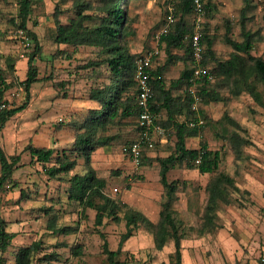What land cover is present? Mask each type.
I'll list each match as a JSON object with an SVG mask.
<instances>
[{
	"label": "rangeland",
	"instance_id": "1",
	"mask_svg": "<svg viewBox=\"0 0 264 264\" xmlns=\"http://www.w3.org/2000/svg\"><path fill=\"white\" fill-rule=\"evenodd\" d=\"M16 1L0 0V28L5 34V39L0 42L2 54L0 70L7 79L15 82L4 98L10 100V107L18 106L26 100L24 90L16 84V80L24 78L27 56L32 51L30 49L24 52L19 37H16V30L6 21L8 15L18 10ZM73 1L32 0L30 20L32 25L33 21L36 22L35 26L38 25L37 30L40 34L38 41L41 46L34 58V64L41 79L32 84L33 95L30 94L27 106L17 112L19 116L13 117L19 123L14 132L19 137L20 134L30 131L28 124L37 122L38 127H43L44 120L39 121L38 118H41L44 107L50 101L62 103L58 118L80 117L79 114L82 111L94 104L88 99V90L104 80V78L95 80L89 73L90 69L83 68L89 60L96 58V48L91 46L73 48L63 45L62 50H66L67 53H55L58 49L53 38L55 36L53 11L60 10L61 19L65 21L73 15ZM89 1L95 4L96 0ZM204 2L213 6L205 18L206 31L213 38V49L218 59H226L231 47L224 42V36L227 34L232 39L241 40L240 8L244 6V1L204 0ZM168 3V0H129L124 5L131 19L133 31L127 39L128 51L140 54L156 48L159 54L155 59V65L163 64L166 60V54L157 38V33L167 12ZM87 12L92 11L87 10ZM245 15L246 27L258 33L252 53L264 57V0H249ZM176 17L179 19V15ZM185 19L191 24V14L186 15ZM44 23H49L51 26H43ZM20 52H24L25 56L21 57ZM173 52L182 53L178 50ZM53 54L56 55L54 58ZM183 66L180 61L167 66L164 72L167 84L179 76ZM254 85L258 99L247 91L232 96L225 88H219L223 94L222 99L203 105L207 118L215 121L228 115L239 123L238 132L250 142L243 146L242 154L236 157L233 149L216 133V131L221 132L219 128L222 122H219L215 127L213 125L205 127L202 137L197 135L187 139L189 147H197L199 142L205 139L211 149L221 151L218 171L201 174L183 165H177L168 171V178L177 180L179 186L174 195L173 210H175V218L181 226H184L182 229L184 239L181 243L182 264H257L260 256H264V88L260 84ZM177 92L180 94L181 90L178 89L175 93ZM16 93L19 94L18 97L13 96ZM52 113L55 114V111ZM135 122L136 115L131 114L117 119L113 125H108L103 130L104 135L113 137L107 145L98 147L93 152L90 165L96 169L99 176L105 178V192L109 196L125 202L128 207L141 211L150 221L156 222L159 217L158 210L165 196L159 181V165L155 158L169 155L173 150L175 139L172 134L169 136L165 131V137L161 143L148 152L151 162L136 168L122 152L124 142L136 136ZM228 123L231 127L233 126L232 122ZM8 131L9 125L4 126L0 138L2 149L6 154L10 147L4 140ZM60 132L61 134L58 128L54 127L48 135L54 137V141H61L59 148L62 145L69 146L72 142L68 139L75 138L76 133L70 128H64ZM17 142V145H13V147L16 146L15 150L13 149L15 153L23 148L19 139ZM82 160L79 158L80 163ZM22 166H19L21 168L17 172L20 178L30 176L34 180L44 182L40 183L36 193H39L41 197L40 205L46 206L52 202L49 213L56 217L55 226L76 227V230L69 234L46 232L44 241L41 240V247L33 255L32 262L34 264H76L77 259H82L80 255H84V264H106L105 254L100 251L101 244L103 240H106L110 249L117 248L120 234L125 229L124 221L117 222L105 218L102 226H95L94 212L89 209L87 212L85 210V213L80 212L81 209L77 203L69 200L66 191H63L67 187L63 180L48 178L47 174L43 173L41 165L38 168L32 167L30 174L24 172L28 166ZM81 169V164L75 168L78 171ZM218 172L231 176L235 187L226 186L225 198L229 200V203L219 201L211 215L216 228L213 229L209 225L201 228L208 197L205 186ZM184 179L185 183H182ZM56 184L63 190L54 194ZM44 191L46 195L49 192L53 194L52 199L46 197L43 200ZM124 209L125 207H122L120 211L123 212ZM50 218L48 217L47 220ZM98 230L104 232V238L99 235ZM140 233L143 237L137 236ZM135 234L130 238L131 244L138 245L137 240L142 238L143 245L140 249H134L137 258H134L129 251L125 254L129 264H170V261L174 259L173 241L170 239L162 249H157L152 232L145 222L140 224ZM62 243H65L66 247L61 246ZM73 244L81 246L80 255L71 254L70 246ZM119 257L121 258L120 255Z\"/></svg>",
	"mask_w": 264,
	"mask_h": 264
},
{
	"label": "trees",
	"instance_id": "2",
	"mask_svg": "<svg viewBox=\"0 0 264 264\" xmlns=\"http://www.w3.org/2000/svg\"><path fill=\"white\" fill-rule=\"evenodd\" d=\"M129 0H96L95 4L89 0H74L73 15L67 20L61 19L60 10L53 11L55 25L54 42L57 44L56 54L67 53L61 46L73 48L79 46H91L96 48V58L89 60L83 68H89V73L95 80H104L93 85L88 90V99L93 105L82 111L79 116L73 119H63L59 125H67L76 133L74 141L67 147L55 146H36L32 141L24 147L31 155V163H39L43 168V173L48 178L63 180L67 184V197L80 207V212L85 213L89 210L94 212L95 226H102L105 218L114 221H124L125 229L120 234L117 248L110 249L108 242L103 240L100 250L105 254L106 264H129L127 259H121L124 243L131 237L140 224L144 222L152 232L153 241L157 249L171 239L174 245V259L170 264H182L181 240L184 239V226L175 218L173 210L174 195L177 192V180L168 178L169 169L177 165L186 168L196 169L199 173H214L218 171L221 161V151L211 149L208 142L202 139L197 147H189L187 139L194 136L202 137L205 127L221 123V132L216 133L223 138L229 145L236 157L243 152V146L250 144L249 140L242 136L238 130L240 125L228 115L220 120L207 118L203 110V105L222 99V92L219 88H225L232 96H237L243 91H247L256 99L254 84H260L264 88V57L254 55L252 50L256 41L257 32H252L246 27L245 10L249 6V0H243L244 6L241 7L240 35L241 40H235L227 34L224 42L231 48L230 54L226 59H218L213 49V38L207 33L205 23L203 27L202 41L205 45L204 64L209 67L213 74V79L202 78V84L198 90L202 96L199 113L205 119L204 127H192L188 124L190 115L191 96L187 92L189 78L192 73L190 45L186 38L192 30V23H187L185 16L191 14L193 0H177L176 15L179 19L172 25L170 30L160 36V44L166 54L163 64L155 65L152 70V99L150 102L151 110L158 114L155 122L159 123L170 136H174L173 150L164 157H156L159 165V181L163 187L165 199L161 202L159 217L156 222H152L141 212L128 207L125 202H120L112 198L105 192L106 180L98 175L91 163L93 152L101 146L107 145L113 136L104 135L105 128L113 125L117 119L131 114L138 115L136 96L138 84L135 79L136 61L139 55L128 51L127 39L133 33L131 19L124 6ZM18 10L14 14L8 15L6 21L16 30H23L33 42V49L27 56V69L22 79L16 80V84L23 88L26 100L18 106H12L0 112V132L5 122L11 116L21 111L27 106L30 97V90L33 83L41 78L38 69L34 64V58L40 51V44L37 34L28 23L31 18L32 0H17ZM213 6L205 3V18L212 10ZM92 11V12H87ZM36 22L33 21V24ZM227 33V32H226ZM5 39L4 31L0 28V42ZM182 51V53L173 52ZM56 55L53 54V58ZM0 57L2 54L0 53ZM182 62L184 65L176 79L167 84L164 76L166 68L171 63ZM190 64V65H189ZM211 64V65H210ZM213 64V65H212ZM14 80L7 79L0 70V100L4 98V92L15 85ZM178 89L181 90L175 93ZM227 120V121H226ZM228 122H232L231 127ZM136 125V122H135ZM136 129V127H135ZM135 136L124 142L123 146L128 145L134 140ZM161 143L157 138L152 148L143 147L140 166H145L151 162L148 152L156 145ZM123 155L130 159L129 154L123 151ZM82 158V162H79ZM20 154L6 155L0 146V190L6 185L15 184L12 175L14 170L20 166ZM199 159V162H196ZM82 165L81 170H75L78 165ZM22 165V164H21ZM182 183H185V179ZM226 186L235 187L234 179L224 172H218L205 186L208 193L207 202L204 208V215L201 228L216 225L212 222L214 209L219 201L229 203L225 198ZM125 207L123 212L120 211ZM51 207L47 208V211ZM55 219L48 220V227L58 234H69L76 230L73 226H55ZM79 222V221H78ZM101 237L105 234L98 230ZM8 234L4 231L3 222L0 221V239H4ZM61 246L66 247L65 243ZM41 247V240L32 242L30 245L21 248L18 253L17 264H31L33 255ZM81 246L73 244L70 246L72 255H80ZM56 255V253L54 254ZM143 264V263H140ZM257 264H264V256H260Z\"/></svg>",
	"mask_w": 264,
	"mask_h": 264
},
{
	"label": "crops",
	"instance_id": "3",
	"mask_svg": "<svg viewBox=\"0 0 264 264\" xmlns=\"http://www.w3.org/2000/svg\"><path fill=\"white\" fill-rule=\"evenodd\" d=\"M28 25L33 31H35V33L37 34V37H40L39 31L37 30L38 25L37 26H35L34 24L32 25L31 20L29 21ZM42 25L51 26V24L49 23L47 24L44 23ZM53 27L55 28L54 24H53ZM51 35H52V32H51ZM55 45L57 48L56 43ZM32 87L29 92L31 95H33ZM7 91L4 92L5 94L3 98L6 97ZM61 104H62L61 102L57 104V103H53V101H50L49 104H47L44 107L43 114L42 116H40L41 118H38L39 121H41V119L44 120V123L42 124L43 127L41 128L38 127L37 122L35 124L34 123L28 124L30 127V131L28 133L25 132V134H20V137L16 133H14L19 123L16 122L17 120L13 118L15 116H19V114L16 113L15 115L7 119V121L5 122L4 126L9 125V131L7 132V135H5V138H4V140H6V144H9L8 146H10L7 150V154L13 155L15 153L14 150L16 146L13 147V145H17L18 143L17 139H19L20 142L23 144V148L20 151H17L15 154H20L21 159L18 162L19 165L22 164L23 165L22 167L28 166V169L24 170L25 173L30 174V172L32 171V167L36 166V168H38L40 165L39 163H36V162L31 163L30 162L31 155L29 151L24 150V147L29 143V141H32L33 144L36 146H52L53 145L55 147H58V145L61 144V141L60 140H58L59 142L54 141V137H52L51 135H48V132L51 133L54 127L58 128V132L60 134H61L60 131H62L64 128L72 129L71 127L67 125H62V126L59 125L58 116H60L59 114L61 113V109H60ZM53 111H55V114H58V115L53 114L52 113ZM13 125H14V129H13ZM3 131H4V127H3ZM1 132H0V138H1ZM27 138H29V140H27ZM55 138L57 137L55 136ZM70 140L71 142H73L74 137H72L71 139H68V141ZM0 146L2 147L1 143H0ZM62 147H67V145H62L61 148ZM20 168L21 167L18 166L14 170V172H12L13 173L12 178L15 184L6 185L0 190V221L3 222L4 231L8 234L6 238L0 239V264H17V258H18L17 252L21 248L26 247L35 241H39V240L44 241L46 232H53V230L50 229L47 225L48 224L47 218L52 217V213H49V211H47V208L51 207L52 202H50L46 206H42L45 204L40 205L41 202L39 203V199H41V197H39L40 196L39 193H36L37 188L39 187V185H41L40 183H44V182L42 181L39 182L37 180H34L30 176L27 178L24 177L23 179L20 178L17 173L19 172ZM192 170L196 171V169H192ZM28 186L29 188H27ZM61 189L63 190V188L57 187V184H56V187L54 189V194L59 193ZM66 190H67V187H65L63 191H66ZM45 193L46 191H44L43 200L46 197L52 199V197L54 196L53 194H50V192L47 193V195ZM40 209L42 210V212H40L41 211ZM46 212L48 214H46ZM147 219L150 220L149 218ZM137 236L143 237L142 233H140V235H137ZM141 240L142 238L141 239L139 238V240H137L138 242V245H137V243L131 244V241L129 238L123 245V249L120 254L121 259L125 258V254L128 251L133 254L134 258H137V254L135 253L134 249L137 250V249L142 248L143 241ZM182 240H181V243H182ZM80 258H82L81 260H83L84 255L83 256L80 255ZM87 258H91V257H87ZM81 260L77 259L76 264H84L83 263L84 260L83 261ZM31 264H34V263L31 262Z\"/></svg>",
	"mask_w": 264,
	"mask_h": 264
},
{
	"label": "built area",
	"instance_id": "4",
	"mask_svg": "<svg viewBox=\"0 0 264 264\" xmlns=\"http://www.w3.org/2000/svg\"><path fill=\"white\" fill-rule=\"evenodd\" d=\"M168 8L165 14L164 20L157 33L159 39L161 35L166 34L172 25L176 22V3L177 0H168ZM205 2L204 0H193V7L191 8L192 16V30L186 36L190 45L191 55V69L192 73L189 78V85L187 86V92L191 96L190 102V117L188 119L189 126L192 127H204L205 119L199 113V106L202 102V96L198 90L202 84V78L206 77L208 80L213 79L208 66L204 64V51L205 45L202 41L203 27L205 23ZM17 35L21 45L24 48V52L33 49V42L25 34L23 30H17ZM24 52H20L21 57L25 56ZM159 54V50L152 48L141 53L136 61L135 79L138 84V93L136 96V105L138 107V115L136 117V136L134 140L126 146H123V151L129 154L131 162L136 168L140 167V161L142 158L143 147L152 148L157 138L161 140L165 137L164 128L156 121L159 117L155 114L150 107L152 99V84L153 79L152 70L155 66V59ZM18 97L19 94H13ZM10 108V100H0V112L4 109ZM61 121V117L58 118ZM199 162V159H196Z\"/></svg>",
	"mask_w": 264,
	"mask_h": 264
}]
</instances>
